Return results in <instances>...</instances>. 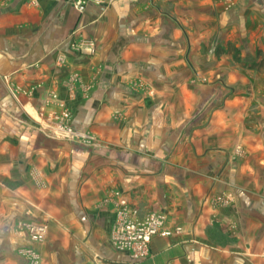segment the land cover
<instances>
[{"label": "crops", "instance_id": "1", "mask_svg": "<svg viewBox=\"0 0 264 264\" xmlns=\"http://www.w3.org/2000/svg\"><path fill=\"white\" fill-rule=\"evenodd\" d=\"M231 2L0 0V264H33L22 221H47L40 264H264V98L229 53L209 71L225 82L187 81L205 26L260 61L264 0ZM66 110L97 151L42 126ZM123 200L181 231L117 249Z\"/></svg>", "mask_w": 264, "mask_h": 264}, {"label": "rangeland", "instance_id": "2", "mask_svg": "<svg viewBox=\"0 0 264 264\" xmlns=\"http://www.w3.org/2000/svg\"><path fill=\"white\" fill-rule=\"evenodd\" d=\"M231 1L232 0H222V2L225 4L232 3ZM193 19L194 17H192L191 19L189 17L188 20L193 21ZM205 28L210 29L209 26H205L204 28L202 27L201 28L203 29L202 34L197 37L196 41L195 40L192 41V39L190 40L188 37L187 42L184 44L186 45L187 50L191 53L190 56H188L186 59L187 69H188V76H187L188 80L187 81L192 84V85L190 84V86L194 88L196 84L205 85L209 83V81L211 80L213 81L215 80L216 82L219 81V83L225 82L226 77H227L225 74H222V73H215V74L212 73L211 74L209 71H210V66L216 65L217 61L219 63H222L223 65L226 64L225 56H226V53H229L230 56L233 55L234 62L236 64H238L240 67L242 66V68L243 66L246 67L245 70L249 71V73H246V74L241 73V75H239V78H238L239 81L241 82L243 80L249 82V84H247L248 90L246 92L247 93L250 92L251 94L248 96H250L251 98H264V87H263L264 86V41L263 40L259 41V39L256 38L257 39L256 42L249 43V45H252V48L251 50L249 49V51L254 52L253 58L259 59L260 61L258 62V60H249L247 63L246 62L244 63L242 58H240V54L245 49L244 43H240L238 40L235 43L226 42L225 39L220 40V41L218 40L214 41L215 40L213 38L214 32L210 33V31H204ZM252 28L255 31L258 30L257 29L258 27H252ZM195 31L198 33L200 31V27L197 26L196 28L194 25H192L191 27L189 25L187 26V33L195 34L196 33ZM260 37L262 38V36ZM174 44H176L175 47L177 50L178 48L177 43L175 42ZM182 46H183V43H182ZM196 51H199L201 53L200 57L194 54V52ZM208 72L210 74H206ZM142 84L144 83H141V84L138 83V86L145 88V84L144 85ZM221 91L222 90H219V93ZM237 92H240V91H237ZM148 93L152 94V90H148ZM251 110L253 113L257 114L259 113L258 111L260 110V106H258V104L252 105ZM66 112L69 114V117L65 118V122L64 121L61 122L60 120L64 117V114ZM70 119H71V113L68 110H66L61 115L57 114L55 118H53L52 120L53 122L49 121L48 123H43L42 126H44L45 129L53 131L51 132L52 135H54L60 140H68V141L75 142L77 144H82L86 147H89L93 151H97L103 145V142L100 141L101 139H99L96 134H93L90 131L85 132V131H82L81 129L74 127ZM61 123L67 124L75 133L66 135L60 132L58 129L60 128ZM179 125H180V121L175 122V126L177 128H179ZM81 134H83L84 136H82ZM22 222H21V225H24L25 222L38 223L35 221H22ZM38 224H42L46 226V236H47L48 234L47 221L39 222ZM46 236L44 240H42L41 242H38V241L35 242L31 239L33 244H35L34 245L35 247H28V248L22 249L21 251L22 254L25 255L27 259H30L31 256L29 254V251L31 250L34 251L38 257V264H40L42 260V254L38 250V247L36 246L44 244L43 242L46 240ZM111 237H112V234H111ZM95 258L100 259L98 254L96 255Z\"/></svg>", "mask_w": 264, "mask_h": 264}, {"label": "built area", "instance_id": "3", "mask_svg": "<svg viewBox=\"0 0 264 264\" xmlns=\"http://www.w3.org/2000/svg\"><path fill=\"white\" fill-rule=\"evenodd\" d=\"M100 0H72L74 6L79 11H84L87 3L99 2ZM69 117L66 112L60 120L65 122ZM60 132L69 135L74 134L73 130L64 123L60 124ZM84 136L83 134H81ZM138 208L129 207L122 201V207L119 209L117 218L112 229L111 241L113 245L122 251H129L135 258L144 257L148 253V246L153 236H169L173 232H180L178 227L174 231L165 227L166 217L161 213L150 212L141 216ZM29 233L30 238L35 242H41L46 236V226L33 222H25L23 225ZM33 264H38V257L34 251H29ZM33 257V258H32Z\"/></svg>", "mask_w": 264, "mask_h": 264}]
</instances>
